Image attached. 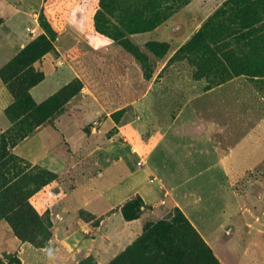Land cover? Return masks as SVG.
<instances>
[{
  "label": "rangeland",
  "instance_id": "rangeland-1",
  "mask_svg": "<svg viewBox=\"0 0 264 264\" xmlns=\"http://www.w3.org/2000/svg\"><path fill=\"white\" fill-rule=\"evenodd\" d=\"M149 1L162 18L152 30L142 29L150 16ZM229 1L0 0V40L17 35L11 30V15L1 5L26 16L20 27L27 42L22 44L20 38L12 42L18 53L46 33L40 23L46 16L57 33L47 63L64 83L58 87L59 81L49 76V66L45 69L48 54L35 64L48 76L34 92L31 89L36 103L63 95L52 101L44 125L17 143L7 142L9 151L24 161L19 164L24 170L9 165L11 174L0 185L4 189L8 181L18 179L13 191L32 194L28 204L52 219V238L46 248H37L20 239L7 218H0L1 256L15 254L19 264H227L179 208L148 206L140 196L133 197L129 201L136 205L134 220H142L135 232L122 212L128 200L104 214L91 207L124 189L128 150L135 136L139 144L168 128L187 101L198 99L207 107L208 90L242 77L237 95L249 101L245 87L250 83L264 104V76H253L264 73V40L258 42L253 31L259 25L251 13ZM126 8L127 15H120L119 10ZM116 17L123 18L122 24ZM9 57L8 49L3 50L0 62ZM1 80L0 144L14 128L6 114L14 96ZM259 112L263 115L264 106ZM32 124V120L17 124L13 134ZM23 171L32 177L26 179ZM44 172L51 176L40 177ZM45 179L48 183L42 185ZM163 221L178 230L177 239L167 236L172 239L169 244L158 226ZM26 226L29 238H43L38 220ZM177 244L186 247L183 256L174 250Z\"/></svg>",
  "mask_w": 264,
  "mask_h": 264
},
{
  "label": "crops",
  "instance_id": "crops-1",
  "mask_svg": "<svg viewBox=\"0 0 264 264\" xmlns=\"http://www.w3.org/2000/svg\"><path fill=\"white\" fill-rule=\"evenodd\" d=\"M1 8L11 15L9 22L15 27L11 30L17 34L0 40V53L10 52L0 62L3 67L18 53L12 42L20 38L23 44L27 38L20 27L26 16L10 5ZM48 56L45 69L50 68ZM49 71L61 87L63 78L51 68ZM242 80L237 77L208 90L204 97L205 103L210 101L207 107L198 99L187 101L169 127L146 142L138 144L135 136L128 150L124 189L112 200L95 199L99 202L91 210L104 214L135 196L148 206L176 207L227 264H264V113L259 112L264 104L250 83L245 87L249 101L237 95ZM3 86L0 78V88ZM77 192L85 196L83 191ZM141 226L142 220L128 222L135 232Z\"/></svg>",
  "mask_w": 264,
  "mask_h": 264
},
{
  "label": "trees",
  "instance_id": "trees-1",
  "mask_svg": "<svg viewBox=\"0 0 264 264\" xmlns=\"http://www.w3.org/2000/svg\"><path fill=\"white\" fill-rule=\"evenodd\" d=\"M229 2L234 6L236 3H238L240 9L244 13H251L255 17L254 22L255 24H258L259 27L255 28L253 31L257 33V41L263 42L264 0H230ZM147 5H149V8L151 9L149 13L150 16L144 20L146 26L142 29L152 30L161 23L162 18L158 17V13L154 11L153 1H149ZM119 13L120 15H127L128 8L120 9ZM111 17L114 19L115 15H111ZM116 19H118L119 24H122L121 21L123 18L116 17ZM40 23L41 26L45 28L46 33L40 35L25 48L21 49L17 56L7 65L0 67V76L14 96L13 104L6 111V114L14 128L8 132V135L2 137L0 144V185L4 184L11 174L10 170H8L9 165L15 164L18 166L19 170H24L19 165L20 163H24V161L9 151L7 142L12 140L14 143H17L19 140L26 138L35 128L44 125L48 120V114L52 101L59 99L63 95L60 93L52 100L37 104L31 94V89L40 84L45 79V73L43 71L37 70L35 64L43 60L47 54L55 50V41L57 39V33L54 29H52L50 22L45 15L41 16ZM111 26L116 27L117 25L111 23ZM131 26L132 23H130L128 28ZM249 27L250 26L247 25V28ZM247 30V33L249 34L250 31L249 29ZM201 33L202 32H200L199 35H201ZM262 49L263 47H260V50ZM253 76H264V73L262 74L260 71H257L255 74H253ZM70 87L71 85L65 88V90L69 89ZM29 120L33 121L31 128L28 130L21 129L17 134H13V130L17 124H22ZM25 165L26 166H24V168L28 169V165ZM25 171L23 172L25 173ZM47 176H51V173L44 172L43 176L40 177L45 178ZM24 177L26 179H30L32 176H29L27 173H25ZM15 181L17 182L18 179ZM8 182L7 188H0V218H7L12 224L16 235L24 242H31L37 248H46L52 238L51 229L53 227V222L51 217L47 215H40L36 210L33 209L32 206L28 204V199L32 195L31 193L21 190L13 191L16 182H13L12 184L11 181ZM42 182V185L48 183L46 179ZM135 208L136 205L133 204V201H129L123 206L122 212L128 221L136 219L134 216ZM178 210L180 211V209ZM33 220H38L41 225H43L41 229L43 232L42 239L40 238L36 240L35 238L31 239L28 237L29 229L27 228L26 224L28 221ZM186 220L191 222L187 217ZM158 226L161 228V233L163 236L167 237L174 234L172 239H177L176 233L178 230L170 229L171 227L168 222L163 221ZM158 226H155L153 230ZM195 232L197 233L196 230ZM172 239L169 238L167 240L168 244L171 243L170 241H172ZM185 249V246L177 244L174 250H178L180 256H183ZM19 263L20 259L15 254L5 253L2 256L0 255V264ZM217 263L220 264L219 261H217ZM82 264H87V262L82 261Z\"/></svg>",
  "mask_w": 264,
  "mask_h": 264
}]
</instances>
